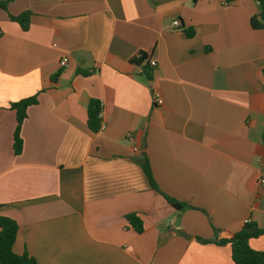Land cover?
I'll return each instance as SVG.
<instances>
[{
    "label": "crops",
    "instance_id": "obj_1",
    "mask_svg": "<svg viewBox=\"0 0 264 264\" xmlns=\"http://www.w3.org/2000/svg\"><path fill=\"white\" fill-rule=\"evenodd\" d=\"M0 2V217L18 226L13 252L36 264H234L216 242L247 220L264 227L257 1ZM26 11L22 31L10 17ZM141 54L156 67L135 64ZM34 95L14 155L9 105ZM143 156L159 191L186 208L150 189ZM249 246L264 252V235Z\"/></svg>",
    "mask_w": 264,
    "mask_h": 264
},
{
    "label": "trees",
    "instance_id": "obj_2",
    "mask_svg": "<svg viewBox=\"0 0 264 264\" xmlns=\"http://www.w3.org/2000/svg\"><path fill=\"white\" fill-rule=\"evenodd\" d=\"M233 0H225L226 3H231ZM258 3V11L250 20V26L254 30H261L264 33V0H256ZM0 8L6 10V2H0ZM31 13L26 11L17 16H11L10 20L16 23L22 31H27L29 27ZM146 57L141 55L140 58L134 60L135 64H140ZM82 76H88L90 73L86 71H78ZM264 75V66L262 68ZM59 73L52 77L56 80ZM264 91V83H263ZM37 104V95L22 99L9 105V108L15 113V128L13 132V153L19 155L22 150V140L20 137L21 125L27 118V109ZM264 118V116H263ZM87 127L92 133H97L101 128L100 107L96 101H91L87 106ZM262 143L264 145V129L262 133ZM142 167L143 173L148 181L151 190L157 192L165 201L174 209L180 211L187 205L177 202L176 200L162 194L151 173L148 160L145 156L138 161ZM126 220L129 227L135 233H141L142 221L136 215H127ZM18 226L16 222L7 217H0V264H36L35 260L26 254L16 255L13 250V244L16 238ZM264 235V227L258 228L254 223H247L243 229L234 234L230 239L217 241V244H229L231 248V259L234 264H264V252L253 250L249 246V240ZM210 242V241H204Z\"/></svg>",
    "mask_w": 264,
    "mask_h": 264
},
{
    "label": "built area",
    "instance_id": "obj_3",
    "mask_svg": "<svg viewBox=\"0 0 264 264\" xmlns=\"http://www.w3.org/2000/svg\"><path fill=\"white\" fill-rule=\"evenodd\" d=\"M179 25L180 24H179L178 20H175L172 23L173 28H177V27H179ZM141 55L137 56V58H140ZM143 61H146L147 62V66L150 67V68H155L156 67V62L154 60H152V59L145 58ZM66 64H67V58L66 57L61 58L60 61H59V67L63 68V67L66 66ZM152 99H153V103L156 106H161L163 104V100H162L161 96L158 93H156V92L152 93ZM99 107L101 108L100 104H99ZM261 182L264 183V180H261ZM247 223H249L248 220L245 221V224H247Z\"/></svg>",
    "mask_w": 264,
    "mask_h": 264
}]
</instances>
